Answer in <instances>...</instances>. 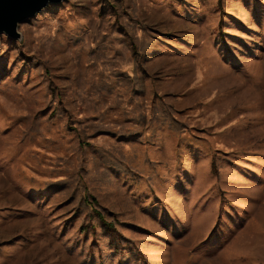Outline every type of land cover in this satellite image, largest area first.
Segmentation results:
<instances>
[{
    "label": "rangeland",
    "instance_id": "obj_1",
    "mask_svg": "<svg viewBox=\"0 0 264 264\" xmlns=\"http://www.w3.org/2000/svg\"><path fill=\"white\" fill-rule=\"evenodd\" d=\"M0 33V264H264V0H63Z\"/></svg>",
    "mask_w": 264,
    "mask_h": 264
},
{
    "label": "water",
    "instance_id": "obj_2",
    "mask_svg": "<svg viewBox=\"0 0 264 264\" xmlns=\"http://www.w3.org/2000/svg\"><path fill=\"white\" fill-rule=\"evenodd\" d=\"M63 0H0V33L12 38H20L18 26L21 22L36 15L49 3Z\"/></svg>",
    "mask_w": 264,
    "mask_h": 264
}]
</instances>
